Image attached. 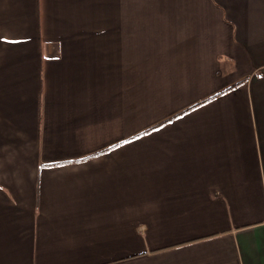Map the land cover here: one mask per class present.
Here are the masks:
<instances>
[{
  "label": "crops",
  "instance_id": "crops-1",
  "mask_svg": "<svg viewBox=\"0 0 264 264\" xmlns=\"http://www.w3.org/2000/svg\"><path fill=\"white\" fill-rule=\"evenodd\" d=\"M0 264H264V0H0Z\"/></svg>",
  "mask_w": 264,
  "mask_h": 264
}]
</instances>
